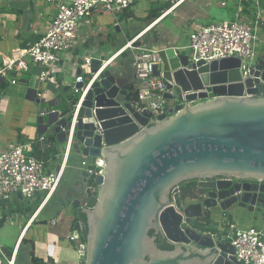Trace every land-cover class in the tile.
<instances>
[{"label":"water","instance_id":"95a60500","mask_svg":"<svg viewBox=\"0 0 264 264\" xmlns=\"http://www.w3.org/2000/svg\"><path fill=\"white\" fill-rule=\"evenodd\" d=\"M7 5L23 10L29 0ZM154 49L161 62L153 74L164 80L171 102L156 119L133 105L136 87L127 77L91 59L87 80L99 73L74 123L49 121L58 142L73 128V145L83 159L103 162L93 180L81 167L73 187L71 205L85 215L87 228L80 259L241 264L228 240L204 232V220L220 208L243 210L264 225V57L245 74L238 57L193 62L168 44ZM183 187L203 192L184 196L178 193ZM74 228L81 232L83 223ZM157 235L171 248H160Z\"/></svg>","mask_w":264,"mask_h":264},{"label":"built area","instance_id":"2783aa9c","mask_svg":"<svg viewBox=\"0 0 264 264\" xmlns=\"http://www.w3.org/2000/svg\"><path fill=\"white\" fill-rule=\"evenodd\" d=\"M51 5L54 14L48 23L44 35L25 49L1 55L0 57V82L16 84L17 73L29 71L30 64L40 66L39 80L55 81L58 71V63L62 54L72 51L77 41L79 26L94 16L97 11L110 12L120 18L128 9H133L140 0H32ZM165 2L169 7L164 9L166 14L187 0H155ZM222 6H227L228 0L220 1ZM231 5L237 8L231 21H204L192 19L184 23L182 34L186 38V44L176 46L188 48L189 59L193 62H209L214 59L238 57L241 59L244 73L254 67L262 51L257 53L261 44L264 49V0H232ZM137 36L126 41L124 48L134 50L132 66L136 80H140L136 88L133 105L138 110L148 109L151 118L165 112L171 102L165 97L168 91L164 80L153 74V66L160 64L161 60L157 50L149 48L146 44L137 45ZM90 59L84 63L90 64ZM103 67L109 64V60L102 61ZM82 67V66H81ZM87 73L82 72L73 80V93L77 100L73 104L69 119L74 123L79 106L90 84L95 80L98 73L87 80ZM83 83L80 88L77 83ZM43 90L36 92L39 101H45ZM41 116L54 115L56 121L66 118L56 108L42 110ZM67 119V118H66ZM63 128V127H62ZM73 128H71L65 140L63 148V163L65 164L72 145ZM45 150L51 147V141L45 134L37 137H25L16 140L5 150L0 151V198L12 194H21L24 198H31L37 191L44 192L45 199L52 196L56 191L62 175V168L55 173L47 172L42 159L37 158L33 151L35 147ZM89 172L91 180L101 172L103 165L101 158H95L93 162L86 164L81 162ZM237 182L235 178H230ZM91 191L96 193V186L91 182ZM181 194V190L178 189ZM213 229L222 239L228 240L234 247V255L241 264H264V228L259 229L249 225H241L240 220L231 221L229 214L223 211L213 218ZM240 222V224L238 223ZM55 223V220H52ZM212 225V224H211ZM226 227V228H225ZM264 227V225L262 226ZM68 239L75 243L77 255L85 254L86 243L81 237V232L73 229ZM16 250L11 255H6L0 243V264H15ZM47 264H62L61 261L52 260Z\"/></svg>","mask_w":264,"mask_h":264},{"label":"crops","instance_id":"0c3cea01","mask_svg":"<svg viewBox=\"0 0 264 264\" xmlns=\"http://www.w3.org/2000/svg\"><path fill=\"white\" fill-rule=\"evenodd\" d=\"M196 1L198 0H187L168 13L164 15L161 13L152 21L148 17L150 9L143 15V19L148 22L141 27L142 21H138V24L132 27L129 25L134 18L133 9L125 11L120 18L110 12L97 11L88 22L79 26L77 43L72 51L61 55L55 81H40V66L30 64L29 71L14 74L19 78L16 84L0 82V93L4 95V98H0V110L5 113L8 110L9 97L5 95V88L9 84L16 87L15 90L19 89L18 93L24 92L26 87L27 97L35 101L39 107L37 124L30 123L21 129L17 140L45 134L51 141V147L45 150H41L39 146L35 147L33 154L44 161L47 172L55 173L62 168L58 187L47 199L42 191H37L31 198H24L19 194L0 198V243L8 256L16 250L15 264H47L52 260L61 261L62 264H83L77 255L75 243L69 240L68 236L75 229L74 225L78 221L77 213L79 212L71 205L75 194L71 187L81 180L79 172V169L83 167L81 162L84 161L86 164L89 160L83 159L78 147L72 145L65 164H62L63 149L59 147L55 134L48 126L49 121H56V118L54 115L41 116L39 113L51 108L64 113L69 105L70 97L74 95L72 85L77 76L78 67L82 66L84 73L88 71V65L80 62L85 59H100L104 62L109 60L106 67L109 66L115 72L127 77L137 88L138 83L135 81L132 66L134 50L124 48L126 41L137 36V45L146 44L152 49L165 44L174 48L181 45L182 27L186 21L192 19L213 21L211 19L216 16L210 9L197 8ZM208 2L210 3V0H207ZM224 7H228L231 16H235L237 11L235 6L230 4ZM4 9H0V57L25 49L38 41L44 35L54 14L53 6L32 0H29L28 8L23 10L12 8L6 11ZM105 13L112 14L113 17L101 22ZM170 16L173 19L169 24H165V20ZM218 21L224 20L217 19ZM160 25H164V29H159ZM110 26H113L112 30ZM260 56L264 57V49ZM41 90L45 91V101H39L36 98V92ZM51 135L54 139L50 138ZM68 168L76 174L75 182L62 187L63 177ZM215 215L216 213L211 212L210 223L204 232L214 234L218 232L212 228L215 225L213 222ZM232 215L244 226L259 222L253 221L251 215L243 210H231L229 216L231 221L235 222ZM52 220H55V223H52ZM22 248L23 256L20 255Z\"/></svg>","mask_w":264,"mask_h":264},{"label":"rangeland","instance_id":"374dc122","mask_svg":"<svg viewBox=\"0 0 264 264\" xmlns=\"http://www.w3.org/2000/svg\"><path fill=\"white\" fill-rule=\"evenodd\" d=\"M221 0H210V3H207V0H198L196 1V7L202 10L210 9L216 15L211 20H224V21H231L234 18V15L231 16V12L228 10V7H224L220 5ZM232 0H228L227 6L230 5ZM39 2V1H38ZM165 2H157L155 0H140L138 1L135 6L133 7L134 11V18L130 21L129 25L135 26L138 24V21H142L143 23L140 24V27L148 22L147 20L143 19V15L147 13L150 9H158L165 7ZM5 8V9H4ZM0 9L4 10H11L12 8L7 5V0H0ZM14 9V8H13ZM105 17V18H104ZM113 17L112 14L105 13L102 18L101 22H104L106 18ZM220 18V19H219ZM172 16L165 20V24H169L172 20ZM110 20V19H109ZM174 22V21H172ZM113 25V24H111ZM159 29H164V25H160ZM113 29V26H110V30ZM181 45L186 44V38L183 36L181 38ZM262 45L259 44L257 48V53L262 51ZM179 52L189 53L188 48H180L178 49ZM82 64L84 60L80 61ZM13 86V85H12ZM7 85L5 88V95L9 97V105H7L8 110L6 113L3 110H0V151L5 150L9 145L8 143H13L17 140V136L19 135V131L24 129L28 124L33 123L37 124L39 120L38 115V104L35 101L29 99L27 97L26 87L24 88V92L18 93V90H15L16 87H12ZM16 86V85H15ZM4 95L0 93V98ZM4 98V97H3ZM5 109V108H4ZM50 128V127H49ZM15 139V140H14ZM12 140V141H11ZM59 147L61 149L64 148L65 143L58 142ZM90 162V161H89ZM76 174L68 168L63 177V186H67L70 182H75ZM72 183V184H73ZM77 183L75 182L71 188H73ZM219 212V213H218ZM222 210L220 208H215L212 210V214H222ZM231 210L226 211V213L230 214ZM230 217V216H229ZM233 219L236 221V218L232 215ZM215 218V216H214ZM240 224V222H238ZM256 228L263 229L264 227L261 222H256L252 224ZM226 228V227H225ZM217 232V231H216ZM219 237V235H217ZM221 238V237H220ZM21 256L24 255L23 248L21 250Z\"/></svg>","mask_w":264,"mask_h":264},{"label":"trees","instance_id":"16d2710c","mask_svg":"<svg viewBox=\"0 0 264 264\" xmlns=\"http://www.w3.org/2000/svg\"><path fill=\"white\" fill-rule=\"evenodd\" d=\"M168 7H169V4L166 3L165 7L158 8L157 10L156 9H151V11L149 13V16H148L149 20L152 21V20L156 19L158 16L161 15L163 10L168 8ZM76 100H77V95H73V96L70 97L69 105H68L67 109H65V111L63 113L64 115L67 114L66 118L70 117L73 104L76 102ZM50 138L54 139V136L51 135ZM199 192H201V191H198L195 188H186V187H184V189L182 190V195H184V196L185 195H195V194H198ZM77 219L83 223V229L81 231V237L85 241L86 234H87V228H86V224H85V215L79 211L77 213ZM209 223H210V220L208 218H206L204 220V225L205 224L208 225ZM149 234L152 235L153 231L150 230ZM156 242H157L158 246L160 248H162V249H170L171 248V246H169L167 243H165L163 241V239L159 235H157Z\"/></svg>","mask_w":264,"mask_h":264},{"label":"flooded vegetation","instance_id":"af4514ba","mask_svg":"<svg viewBox=\"0 0 264 264\" xmlns=\"http://www.w3.org/2000/svg\"><path fill=\"white\" fill-rule=\"evenodd\" d=\"M182 184H183V183H182ZM182 184H181V185H182ZM182 186H183V185H182ZM183 189H184V187L181 189V191H182ZM195 189H197L198 191H202V190H200V189H198V188H195ZM202 192H203V191H202ZM199 193H201V192H199ZM199 193H198V194H199Z\"/></svg>","mask_w":264,"mask_h":264},{"label":"bare ground","instance_id":"6f19581e","mask_svg":"<svg viewBox=\"0 0 264 264\" xmlns=\"http://www.w3.org/2000/svg\"><path fill=\"white\" fill-rule=\"evenodd\" d=\"M219 213V212H218Z\"/></svg>","mask_w":264,"mask_h":264}]
</instances>
